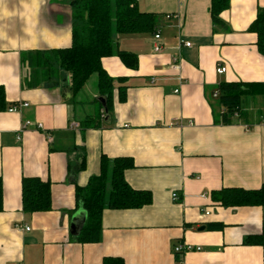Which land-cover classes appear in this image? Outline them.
<instances>
[{
    "label": "crops",
    "instance_id": "0c3cea01",
    "mask_svg": "<svg viewBox=\"0 0 264 264\" xmlns=\"http://www.w3.org/2000/svg\"><path fill=\"white\" fill-rule=\"evenodd\" d=\"M211 3L139 0L142 12L159 17L163 49L154 51L155 34L117 37L120 50L138 56L139 68L128 69L118 57L103 61L114 80L107 118L96 76L69 99V75L61 71L59 85L30 86V53L72 45L70 0H0V86L9 106L0 111V264H103L107 257L175 264L177 244L201 248L187 252L184 264H264L263 247L244 244L248 236L264 237V207H224L212 199L223 189L264 185V99H245L246 117L225 125L214 97L222 83H264V56L249 32L264 0H231L221 15L227 28L217 32ZM181 43L191 47L181 48L178 70L173 57ZM220 66L225 74L217 73ZM21 103L28 106L9 111ZM90 118L97 128L83 127ZM26 121L44 130L29 129L18 141ZM73 121L78 129L70 127ZM79 154L86 155V169L75 178L79 186L100 174L102 157L110 167L128 158L134 166L126 181L152 195V203L140 209L105 210L97 243H79L71 233L74 217L84 211L77 208L68 174L69 161ZM26 177L51 183L52 211H23Z\"/></svg>",
    "mask_w": 264,
    "mask_h": 264
},
{
    "label": "trees",
    "instance_id": "16d2710c",
    "mask_svg": "<svg viewBox=\"0 0 264 264\" xmlns=\"http://www.w3.org/2000/svg\"><path fill=\"white\" fill-rule=\"evenodd\" d=\"M231 0H212L211 18L214 31L226 29L222 20L223 12L230 8ZM139 0H70L72 7V45L49 53H30L28 63L32 70L31 87L41 84L59 85L60 71L69 75L68 90L77 97L94 76L98 78V91L106 98L108 110L112 106L113 78L104 68L103 61L118 57L130 70H138L139 58L136 54L119 49L117 37L123 35L156 34L158 15L142 12ZM249 32L257 36L256 46L264 56V9L260 10L249 27ZM117 34V35H115ZM115 35V36H114ZM120 101H125V87H120ZM218 100L222 106L221 123L228 125L234 119H243L244 100L262 97L264 83H222L218 89ZM6 94L0 86V111L8 109ZM103 106L100 105V108ZM83 127L97 128L92 118L82 123ZM131 159L109 161L102 157L101 172L90 178L85 187L77 184L75 178L86 169V155L79 154L68 164V174L75 185L78 209L87 214L86 224L79 243H97L100 239L101 221L105 210L140 209L152 203V195L146 191L133 189L125 179V172L133 168ZM213 201L224 207H264V185L258 190L223 189L214 192ZM23 211L28 214L52 211V185L39 178H24L22 181ZM4 210V188L0 178V213ZM245 245H259L264 249L263 235L248 236ZM183 245V244H177ZM175 245V247L177 246ZM174 247V248H175ZM185 252L174 251L175 264H184ZM103 264H125L121 258L107 257Z\"/></svg>",
    "mask_w": 264,
    "mask_h": 264
},
{
    "label": "built area",
    "instance_id": "2783aa9c",
    "mask_svg": "<svg viewBox=\"0 0 264 264\" xmlns=\"http://www.w3.org/2000/svg\"><path fill=\"white\" fill-rule=\"evenodd\" d=\"M172 17H173L172 15H168V16H167V18H169V19L172 18ZM154 39H155V41H156V43H155V45H154V51H155L156 53H160V52L162 51L163 47H162V45L159 43L160 40H161V35H160L159 32H157V33L154 35ZM182 47H188V48H190V47H191V43H181V44H180V47L178 48V54H176V55L173 57V62L175 63V66H174V67H175L176 69H178V70H179L180 67H181V65H180V61H181V58H182V55H181V48H182ZM226 71H227V69H226L225 67L220 66V67L217 68V73L220 74V75L225 74ZM179 92H180V90H176V93H179ZM218 95H219V92L216 91V92L214 93V97H215V98H218ZM26 106H28V104H26V103L17 104V105L12 106V107L10 108L9 111H10L11 113H12V112H17V111H19L22 107H26ZM177 124L180 125V126L183 125L182 123H177ZM189 125H192V122H190ZM70 127H71L72 129H78V128H79V125H78V123H76V122L73 121V122L71 123ZM32 128H35V129H37L38 131H43V130H44V125L41 124V123H37V124H35V123H32L31 121H26V122H24L23 125H22V127H21V130L19 131V133H18V135H17V140H18V141H22V136H21V134L24 133V132H26V131L29 130V129H32ZM49 138H50V137H49ZM50 140H51V139H50ZM178 198H179V197L177 196V194H174V195H173V199H174V200H178ZM209 214H210V212H206V215H209ZM25 230L30 231V228H29V227H26ZM193 250L200 251L201 248L190 247V246H187V245H185V244H183V245H177V246L174 248V251H175L176 253H180V252H185V253H187V252H189V251H193Z\"/></svg>",
    "mask_w": 264,
    "mask_h": 264
},
{
    "label": "water",
    "instance_id": "95a60500",
    "mask_svg": "<svg viewBox=\"0 0 264 264\" xmlns=\"http://www.w3.org/2000/svg\"><path fill=\"white\" fill-rule=\"evenodd\" d=\"M66 98L69 99L71 97L70 92L67 90L66 92ZM99 102L101 103V105L104 108V111L106 113V116L108 118V106H107V102H106V98L105 97H100L99 98ZM86 220H87V214L85 211L79 212L73 219L72 222V227H71V233L74 237H79L83 231V228L86 224ZM205 228L202 227L200 230H204Z\"/></svg>",
    "mask_w": 264,
    "mask_h": 264
},
{
    "label": "rangeland",
    "instance_id": "374dc122",
    "mask_svg": "<svg viewBox=\"0 0 264 264\" xmlns=\"http://www.w3.org/2000/svg\"><path fill=\"white\" fill-rule=\"evenodd\" d=\"M115 35H117V34H115ZM115 35H114V36H115ZM118 37H120V36H118ZM65 73H66V72L63 71V75H64V76L67 74V73H66V74H65ZM61 82H62L63 84H65V83H64V78H62V77H61ZM253 108H254L255 110L259 108L258 100H254Z\"/></svg>",
    "mask_w": 264,
    "mask_h": 264
}]
</instances>
